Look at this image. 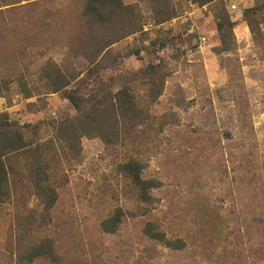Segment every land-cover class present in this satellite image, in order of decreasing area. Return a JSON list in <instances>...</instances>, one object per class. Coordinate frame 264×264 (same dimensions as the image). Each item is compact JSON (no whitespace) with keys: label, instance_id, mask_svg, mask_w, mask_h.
Returning a JSON list of instances; mask_svg holds the SVG:
<instances>
[{"label":"rangeland","instance_id":"1","mask_svg":"<svg viewBox=\"0 0 264 264\" xmlns=\"http://www.w3.org/2000/svg\"><path fill=\"white\" fill-rule=\"evenodd\" d=\"M10 1L24 8L0 18V78L23 73L39 86L48 60L86 69L71 56L80 48L76 0ZM123 1L139 4L144 28L110 47L108 77L154 63L162 67L161 94L147 104L139 81L144 123L128 136L129 146L58 133L60 118L74 113L59 93L0 98V113L37 128L26 136L43 144L40 156L58 194L46 212L17 177L13 197L0 203V264H16L18 252L42 238L58 260L33 264H264V35L254 37L243 18L261 0ZM223 9L235 23L227 44L216 30ZM139 153L144 176L157 184L149 216L119 167ZM116 207L126 216L106 232ZM147 221L181 247L146 237Z\"/></svg>","mask_w":264,"mask_h":264},{"label":"trees","instance_id":"2","mask_svg":"<svg viewBox=\"0 0 264 264\" xmlns=\"http://www.w3.org/2000/svg\"><path fill=\"white\" fill-rule=\"evenodd\" d=\"M215 1L217 0H200V4ZM76 2L74 18L80 30L75 40L80 39L77 43L80 48L71 56L84 59L87 62L86 69L72 70L71 63H67L66 59H62L60 63L48 60L40 68L42 73L38 82L40 87L36 86L33 80L26 79L23 73L8 81L2 77L0 98L4 97L11 101V97L9 98L11 93L23 96L24 99L37 94L59 93L74 113L60 118L55 125L58 133H67L71 141L76 136L77 138L89 136L100 137L108 144L122 143L129 146L128 136L133 129L144 123L142 115L145 111L139 106L143 98L139 99L136 93L139 81L147 86L145 94L147 104L152 103L153 99L161 94L160 85L164 81L162 67L154 63L146 64L136 72L119 73L108 77L112 68L109 60L112 57L110 47L143 30L144 24L137 21L142 8L138 3H125L123 0H76ZM18 3L19 1L0 0V18L23 9L24 6L15 5ZM223 3V0H220V4ZM175 8L168 1L167 10L173 11L169 18L177 15ZM157 9L156 16L163 13V8ZM243 18L254 37L259 39L264 35L263 0L244 9ZM158 23H161L159 17ZM234 25V21L223 9L220 19L216 21V30L224 44H227L226 37L232 36ZM135 54L136 57L140 56V50ZM103 77L111 81L103 82ZM38 88H43L41 89L43 92L36 91L40 90ZM28 128H31L29 131L37 129L29 125L20 126L11 121L6 112L0 113V203H6L13 197L16 179L21 175L26 180L25 194L35 197L38 203L44 204L45 211L49 212L57 201L58 194L49 182L48 165L40 156L43 144L35 143L34 139L26 136ZM128 130L129 133L125 136L123 133H127ZM18 167L25 169L22 171ZM119 167L133 190L138 209L141 212L145 209V213L142 214L149 216L150 208L153 206V190L157 184L144 176L142 155L140 153L128 155ZM22 186L24 188V184ZM112 212L113 214L103 223L104 230L110 233L119 227L126 216L122 207H116ZM143 232L151 240L164 241L165 244L176 245L175 248L181 245L178 238L171 241L166 239L165 233L151 221L145 223ZM18 254L21 259L16 260V264H33L42 258L58 260L51 241L45 238L21 249Z\"/></svg>","mask_w":264,"mask_h":264}]
</instances>
